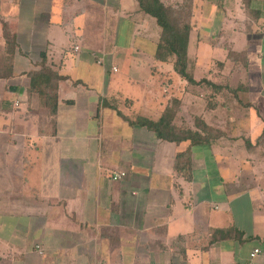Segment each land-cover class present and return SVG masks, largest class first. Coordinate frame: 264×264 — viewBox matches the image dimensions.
<instances>
[{"label": "crops", "instance_id": "1", "mask_svg": "<svg viewBox=\"0 0 264 264\" xmlns=\"http://www.w3.org/2000/svg\"><path fill=\"white\" fill-rule=\"evenodd\" d=\"M251 2L253 16L245 2L236 12L234 0L195 2V80L244 86L240 98H255L240 104L225 89L216 99L226 104L212 109L211 89L155 58L161 28L137 0H0L18 35L13 76L0 80V264H264V8L253 5L264 0ZM96 18L102 38L83 47ZM229 49L247 52V66L227 59ZM44 51L66 75L55 114L29 95L28 72ZM120 64L127 74L108 78ZM175 96L184 115L219 130L210 143L163 140L135 123L157 120ZM188 149L190 178L174 166ZM118 172L126 175L113 179Z\"/></svg>", "mask_w": 264, "mask_h": 264}, {"label": "trees", "instance_id": "2", "mask_svg": "<svg viewBox=\"0 0 264 264\" xmlns=\"http://www.w3.org/2000/svg\"><path fill=\"white\" fill-rule=\"evenodd\" d=\"M140 8L145 13L156 19L161 28L160 39L155 53V58L159 61L169 62L173 59L174 70L188 81L189 84L203 85L211 89L205 99L208 102V108H216L219 104H226L225 101H218L217 94L227 90L240 104L244 100L240 98L239 92L243 91L244 86L232 87L227 84H218L207 78L195 80L189 70L188 52L190 34L193 28L192 18L194 15L196 0H175L167 2L166 0H137ZM246 11L250 15L257 13L252 8L251 0H244ZM198 6V5H197ZM221 6V5H220ZM2 40L0 44V80L8 79L14 73V59L18 52V35L10 28L9 22L0 16ZM227 59L235 63L246 64L249 62L247 52L229 49ZM218 67H222L223 62H218ZM38 69L29 71L31 79L29 95L37 94L41 106L50 109L51 114L57 112L58 106V85L66 78L61 72V65H57L49 60L47 52H42L41 61ZM244 88V89H243ZM181 99L172 97L157 119L146 117L139 118L135 123L147 126L156 133L160 139L174 142L190 141L193 146L206 145L217 136L219 130L210 126L203 118L202 114H183ZM251 105V102L245 103ZM264 121V119H263ZM256 146L264 153V129L259 136ZM192 152L191 149L183 151L176 156L175 169L190 178L192 173Z\"/></svg>", "mask_w": 264, "mask_h": 264}, {"label": "rangeland", "instance_id": "3", "mask_svg": "<svg viewBox=\"0 0 264 264\" xmlns=\"http://www.w3.org/2000/svg\"><path fill=\"white\" fill-rule=\"evenodd\" d=\"M225 1L226 0H214V6H216L217 7V5L218 6H222V7H224L225 5H226V3H225ZM235 2H237L238 3V6H237V8H235L236 10H234L235 12L236 11H243V8L242 7H240L239 6V3H241L242 2V4L244 5V1L243 0H234ZM199 3H200V0H199ZM227 5H229V3H228V1H227ZM254 6H257V7H259V8H264V6H262L261 7V5L259 4V2H257V3H255V4H253ZM222 7H221V9H220V11L222 10ZM225 10V9H224ZM111 15V12L107 15V16H110ZM99 18H102L103 17V13L102 14H100L99 16H98ZM54 18L55 19H59L58 17H56V16H54ZM152 20H153V22H156V21H154V20H156V19H154L153 17H152ZM99 24H100V22H99V20H98V18H96L95 19V21H94V27H95V30H94V32H93V34H86V40L84 41H81V45L83 46V47H86V45H89V44H94V43H97V44H99V39L97 38V37H99V38H102V35L101 36H98V34H97V28L98 27H100L99 26ZM101 25V24H100ZM50 36H53V34L52 33H50ZM58 36L60 37V38H62V39H64L65 37H67V39H69L70 38V36H69V34H67V33H62V31L60 32V33H58ZM92 36V37H91ZM66 39V38H65ZM108 41H109V39H108ZM243 43V42H242ZM203 47L201 48V50H200V55H202L203 57H207V56H209L210 55V52H209V48H208V46H207V44L206 43H203V45H202ZM220 57H222V56H220ZM251 59L253 60V62H254V64H256V62L258 61V58H256V55H255V52H254V54H253V56H251ZM97 64V63H96ZM253 64V65H254ZM98 65V64H97ZM127 66V65H126ZM257 66V65H256ZM255 65H254V68L256 67ZM120 67H121V71L120 72H118V73H115V72H111L109 75H108V78H113V77H117V76H124V75H126L127 74V71L129 70V68H125L124 67V65L123 64H120ZM93 69L95 68V67H92ZM96 69H98V67H96ZM236 69H237V67H236ZM148 69H145L144 67H142V72H139V74H142V75H144L145 73H146V71H147ZM189 70H190V72L192 71V65L190 64L189 65ZM132 72H133V75L135 74L134 73V71H133V69H132ZM233 74H235L233 77V80H231L232 82H233V85L235 86L236 84H237V80H238V77H239V75H238V72H233ZM74 75V74H73ZM73 75H71L70 76V78H72V80L75 78L74 76L76 75V73H75V75L73 76ZM77 76H78V74H77ZM69 78V79H70ZM107 78V79H108ZM70 85H72V86H74L73 85V82H70L69 83ZM204 90H206L205 88H204ZM199 91H203V89L202 88H199ZM108 92V91H107ZM251 93H249V94H247V95H244L243 94V100H245V101H247V100H250V102L252 103V102H254L255 101V98H252V96L250 95ZM231 97H232V95H231ZM261 100H262V102L260 103V105H261V107H262V113H263V115H264V98H260ZM183 103H184V105H185V107L186 108H189V109H192L191 107H190V103H189V99L188 98H184L183 99ZM245 101H244V103L243 104H245ZM124 108H127V107H124ZM121 114V113H120ZM217 114H219V112L217 113ZM122 115V114H121ZM233 145H235V144H233ZM232 145V146H233ZM237 146V145H236ZM238 147V146H237Z\"/></svg>", "mask_w": 264, "mask_h": 264}, {"label": "built area", "instance_id": "4", "mask_svg": "<svg viewBox=\"0 0 264 264\" xmlns=\"http://www.w3.org/2000/svg\"><path fill=\"white\" fill-rule=\"evenodd\" d=\"M75 49L78 50L79 47L76 46ZM100 63H101V61H100ZM125 175H126L125 172H118V173L114 174L113 179L118 180V179L124 177ZM36 248L41 254L44 253V248H42L41 245H37ZM260 252H261L260 248H255L253 250V252L251 253V258H255L256 256H258L260 254Z\"/></svg>", "mask_w": 264, "mask_h": 264}]
</instances>
